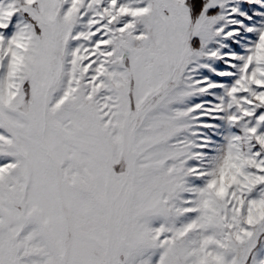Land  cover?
Returning a JSON list of instances; mask_svg holds the SVG:
<instances>
[{
    "label": "snow or ice",
    "instance_id": "1",
    "mask_svg": "<svg viewBox=\"0 0 264 264\" xmlns=\"http://www.w3.org/2000/svg\"><path fill=\"white\" fill-rule=\"evenodd\" d=\"M0 264H264V0H0Z\"/></svg>",
    "mask_w": 264,
    "mask_h": 264
}]
</instances>
